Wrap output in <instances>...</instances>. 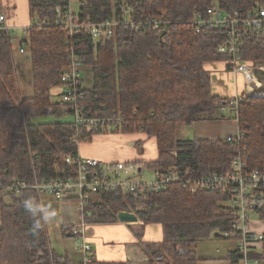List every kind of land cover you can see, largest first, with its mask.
<instances>
[{"label":"trees","instance_id":"16d2710c","mask_svg":"<svg viewBox=\"0 0 264 264\" xmlns=\"http://www.w3.org/2000/svg\"><path fill=\"white\" fill-rule=\"evenodd\" d=\"M62 1L29 0L32 22L54 23ZM76 1L85 4L78 9L83 19L122 22L126 4L132 8L134 20L153 17L172 26L168 32L152 29L142 33L121 26L112 39L99 43L86 36L69 39L64 29L54 25L46 30L32 28L29 39L34 93L28 98L22 96L11 36L0 30V183L7 185L20 178L32 185L74 176L75 167L65 163L67 157L79 155L78 146L71 141L70 121L63 120L70 117L69 110L52 96L71 65L70 48L82 52L77 56L90 68L94 80L83 103L101 116L125 117L128 128L123 135L141 134L147 140H156V158L136 162L142 171L148 168L163 173L177 168L180 177L188 178L227 173L238 155V146L222 139L181 138L183 126L204 120H232L220 113V103L226 101L213 94L211 74L206 69L210 63L229 61V55L219 53L226 30L196 34L188 21L194 13L210 8H219L229 16L252 12L256 6L264 8V0ZM239 57L250 64H264V32H247ZM243 101L238 120L240 131L246 133L243 159L252 170H264V97L252 95ZM51 117L60 121H41ZM137 145L140 148L144 142ZM95 197L86 207L84 221L88 225L115 223L120 212H129L147 226H161V250L155 253L163 256L159 264H198L193 245L214 238L215 233L226 238L234 223L229 199L221 192L193 194L172 185L165 192L133 194L118 189ZM28 198L40 201L33 189L0 195V264H72L67 257L54 254L47 224L42 222L39 230H33L37 218L23 206ZM258 216L264 218V211ZM77 227L63 228L65 236L80 237L71 233ZM242 257L236 252L231 258ZM250 258L262 260L257 251H252Z\"/></svg>","mask_w":264,"mask_h":264},{"label":"built area","instance_id":"2783aa9c","mask_svg":"<svg viewBox=\"0 0 264 264\" xmlns=\"http://www.w3.org/2000/svg\"><path fill=\"white\" fill-rule=\"evenodd\" d=\"M76 7L77 11H74ZM85 4L76 0H63L58 16L54 23L43 21L42 23H31L26 27H11L8 18L0 13V30L11 36V46L14 55L30 58L31 42L30 30L32 28L48 29L52 25L65 30L69 39H77L81 36L90 38L95 43L110 40L116 28L129 26L135 33L148 32L155 29L168 32L171 23L164 19L147 18L134 20L133 10L128 5L122 7V22L112 18L95 22L90 18L83 19L78 9L84 8ZM73 9V10H72ZM196 34L207 35L211 30H226V38L219 48L220 54L230 56L229 61L224 62L228 72L235 78L238 84L239 77L245 87L244 92L236 93L235 96L225 99L226 103H220V113L231 117L237 123L239 120V109L247 96L257 95L264 91V64H250L239 59L242 40L247 32H264V8L256 6L252 12H235L232 16L225 15L219 8H210L205 12H196L188 21ZM19 33L21 37L14 39L13 34ZM71 59L70 67L64 71L60 80V101L69 110L70 125L73 130L71 141L78 146L89 140H93L94 134H122L128 128V120L121 114L101 116L84 103L86 92L94 87V80L88 83L87 67L82 64L73 48L69 49ZM86 75V79L84 77ZM90 74L91 70H90ZM93 77V76H92ZM105 110L106 108L103 107ZM246 133L240 131L239 126L234 136L226 137L227 143L234 144L240 148L230 165L227 173H213L199 178L180 177L177 168H171L165 172H155L153 181L144 182L136 180L142 174V170L136 162H103L94 159L67 157L65 163L74 166V176L62 177L46 182L36 181L29 185L20 178H14L10 184L0 183V195L6 197L12 194H20L27 189H33L38 193L40 201L44 196H51L55 200L63 201L74 197L78 202L81 221L77 228L71 232L75 236L77 244H81L85 258L83 264H93L91 258L92 247L83 238V233L88 225L84 221L86 207L90 200L99 193L122 190L125 193L143 192L147 194L165 192L172 185H180L189 189L191 193L200 191L221 192L228 197V205L234 214V223L231 230L226 233V238L235 241L236 252L242 255V259L234 260V264H261L258 259H251L250 253L258 248L264 253V234H256L251 229V217L253 214L264 211V170H252L245 163L243 155L247 149L243 147Z\"/></svg>","mask_w":264,"mask_h":264},{"label":"crops","instance_id":"0c3cea01","mask_svg":"<svg viewBox=\"0 0 264 264\" xmlns=\"http://www.w3.org/2000/svg\"><path fill=\"white\" fill-rule=\"evenodd\" d=\"M0 13L7 16L9 26L14 28L29 26L33 19L29 0H0ZM13 37L17 41L21 35L14 33ZM15 56L20 78L23 60L20 58L18 60L19 56ZM25 59L24 70L29 72L32 64L29 56ZM206 69L211 74L212 90L215 96L229 99L238 91L244 92L242 79L239 77V82L236 84L235 78L227 71L224 62L210 63ZM31 87L34 93L33 85ZM67 118L71 121L70 117ZM237 130V123L227 119L219 122H205L193 129L186 127L183 129V135L184 140H192V136L199 139L223 140L234 136ZM122 139L127 141L123 142ZM138 141L144 142L142 149L136 147ZM150 141L151 143L148 144ZM133 142L135 146L130 149L128 144ZM156 145L155 139L147 140L146 136L141 134L123 136L102 134L90 142L83 143L78 149L79 155L84 159L103 162H141L145 160L144 156L149 151L155 156L153 158H156ZM43 203L50 204L57 213L56 217L47 223L54 254L67 257L72 264H83L85 254L81 244L78 245L75 239L67 238L63 231V228L78 226L81 221L76 198L58 201L51 196H44ZM250 226L254 233L264 234V220L258 219L253 222L251 218ZM82 236L92 247L93 264H159L160 258L155 255L161 250L163 240L162 228L159 225L147 226L140 220L134 224L124 223L119 219L115 223L89 224ZM236 249V242L227 238L214 237L193 245V251L199 260L198 264H234V259L231 257L236 253ZM254 251L260 253L262 257L260 262L264 264V253L258 248H254Z\"/></svg>","mask_w":264,"mask_h":264},{"label":"rangeland","instance_id":"374dc122","mask_svg":"<svg viewBox=\"0 0 264 264\" xmlns=\"http://www.w3.org/2000/svg\"><path fill=\"white\" fill-rule=\"evenodd\" d=\"M77 8L76 7H74V11L76 10ZM73 10V9H72ZM77 11V10H76ZM13 57H14V61H15V63H17V60H16V56L13 54ZM19 58L21 59V60H23L22 61V66L23 67H21V75H20V88H21V91H22V96L23 97H25V98H28V97H31V95L33 94V90H32V76H31V70L28 72L27 70H24V64H25V57H18V60H19ZM20 62V61H19ZM88 69H87V71H88V83H92V81H93V77H92V75L90 74V68L89 67H87ZM18 71V70H17ZM84 77H85V79H86V75H85V73H84ZM62 92V88H60V87H57V88H54L53 90H52V96H53V100L54 101H57V102H59L60 101V93ZM253 96H257V95H253ZM258 96H262V97H264V91L263 92H259V94H258ZM257 96V97H258ZM221 99H223V98H221ZM223 100H225V99H223ZM63 120H68V118L67 117H65ZM62 119H61V121H63ZM41 121H45V122H54V121H60V120H58L57 118H53V117H51V118H44V119H41ZM205 122H209V121H199V122H195V123H193L192 125H190V126H186V127H189V128H196V127H198L199 126V124L201 125L202 123H205ZM210 122H217L216 120L215 121H210ZM219 122V121H218ZM185 126H183L182 127V132H181V138H183L184 139V135H183V129L184 128H186ZM234 130H235V128H233ZM117 134V133H116ZM116 134H113V135H116ZM117 135H121V136H123V134H117ZM130 139V138H129ZM191 139H197V137H194V136H192V138ZM199 139V138H198ZM123 140V142H125V141H127V139H122ZM128 143V142H127ZM151 143V141L148 143V144H150ZM128 146H129V148L130 149H132L133 147L132 146H135L134 145V142L133 143H129L128 144ZM136 146H138L137 145V143H136ZM153 146V145H152ZM140 147V146H139ZM140 149H142V147H140ZM139 150V149H138ZM140 152V151H139ZM155 153H156V151H155ZM154 153V154H155ZM152 153L149 151L148 152V154H146L144 157H145V160L146 161H149V160H154L155 158H153V157H155L154 155H151ZM144 160V161H145ZM155 171L154 170H152V169H148V168H146V169H143V172H142V174L141 175H139V176H137L136 177V180L138 181V180H142V181H144V182H148V181H153L154 179H155ZM8 201V200H7ZM252 221L254 222V221H256V220H258V219H261V220H264V218H262V217H259L258 215H256V214H253L252 215ZM144 223V222H143ZM156 226V225H155ZM68 235H69V233H67Z\"/></svg>","mask_w":264,"mask_h":264},{"label":"clouds","instance_id":"9594fccd","mask_svg":"<svg viewBox=\"0 0 264 264\" xmlns=\"http://www.w3.org/2000/svg\"><path fill=\"white\" fill-rule=\"evenodd\" d=\"M23 206L25 210L36 217L33 225V230H39L42 222L47 224L52 221L57 213L50 204H44L43 202L37 201L35 198H28L24 200Z\"/></svg>","mask_w":264,"mask_h":264},{"label":"water","instance_id":"95a60500","mask_svg":"<svg viewBox=\"0 0 264 264\" xmlns=\"http://www.w3.org/2000/svg\"><path fill=\"white\" fill-rule=\"evenodd\" d=\"M118 219H120L121 222L124 223H137L139 221V218L136 214L134 213H129V212H120L118 214ZM215 238H225V236L221 235L220 233H215L214 234ZM163 259V256H160V260Z\"/></svg>","mask_w":264,"mask_h":264}]
</instances>
